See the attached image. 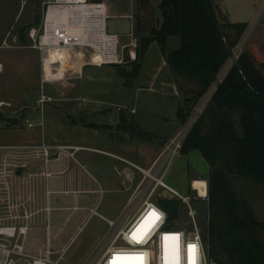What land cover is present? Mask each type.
<instances>
[{
    "label": "crops",
    "instance_id": "1",
    "mask_svg": "<svg viewBox=\"0 0 264 264\" xmlns=\"http://www.w3.org/2000/svg\"><path fill=\"white\" fill-rule=\"evenodd\" d=\"M214 1L228 22L247 23L248 28L263 2ZM157 14L160 16L161 12L157 10ZM110 15L132 14L123 12ZM248 28L241 38L246 39L245 50L252 54L258 64H264V18L247 33ZM69 62L68 52H63L62 64L57 70L58 77L62 79L49 80L46 75L50 78L52 73L47 68L46 73L44 72L39 50L29 45L11 44L7 36H1L0 32V112L19 120L14 126L0 125V130L16 132L12 135L15 138L12 142H0V145L47 143L80 148L74 157L65 153L58 156L55 153L49 162L44 157H29L28 166L20 174L22 177L19 179V187L13 181L8 199L14 206L24 203V207L20 206L15 210L17 214L22 215L26 210L34 217L28 222L30 231L27 237V249L32 254L50 249L52 255H60L89 220L97 217L106 223L98 216H91V210L95 208L108 218H117L130 192L116 173V166L121 165L116 156L148 167L163 146L160 141H141L132 136L131 132L119 129L121 114L126 112L122 107L126 92L118 65H96L87 55L80 53L72 55L68 69ZM157 74L158 71L156 76ZM169 84H174L171 75ZM43 94L51 100L42 104L40 100ZM174 97L177 98L178 95L175 94ZM107 103L118 106L117 112L108 114V107H105ZM135 111L132 108L131 112ZM96 120L102 121L95 122ZM30 123L33 124L32 127ZM79 135L85 137L83 142L77 141ZM171 136L161 137L162 142ZM78 154L80 158L77 157ZM95 154L102 157H96ZM41 169L50 175L33 180L31 175ZM198 179H192V189L193 186L199 189L195 184L202 181ZM199 194L204 196L200 189ZM41 218L44 220V227L33 228L32 222L37 223ZM64 241L67 242L64 244Z\"/></svg>",
    "mask_w": 264,
    "mask_h": 264
},
{
    "label": "trees",
    "instance_id": "2",
    "mask_svg": "<svg viewBox=\"0 0 264 264\" xmlns=\"http://www.w3.org/2000/svg\"><path fill=\"white\" fill-rule=\"evenodd\" d=\"M135 1L137 60L132 69L118 65L119 75L125 86L133 87L147 52L157 42L184 96L178 119L186 123L216 82L248 24L228 22L214 0H161L160 16L156 0ZM173 36L180 38V45L168 51ZM18 122L0 112V125ZM118 127L141 141L162 142L129 119L125 111ZM194 150L210 167L206 177L209 216L204 234L210 255L219 264H264V221L251 202L260 193L264 195V64H258L248 50L218 84L188 133L181 152L188 155ZM239 180L249 190L251 187L248 195L237 190ZM180 202L160 199L172 221L180 214Z\"/></svg>",
    "mask_w": 264,
    "mask_h": 264
},
{
    "label": "built area",
    "instance_id": "3",
    "mask_svg": "<svg viewBox=\"0 0 264 264\" xmlns=\"http://www.w3.org/2000/svg\"><path fill=\"white\" fill-rule=\"evenodd\" d=\"M42 6L43 15L40 24L31 30L30 37L31 46L41 52L45 73L47 64L50 63L53 73L50 78L46 75L47 79H62L57 77V70L62 64L61 60L52 59L51 61L50 56H47L48 52L53 49L74 51L72 55L76 53L87 55L88 59L96 65H120L126 62L121 45L123 36L108 31L107 21L111 15L106 1L43 0ZM129 16L134 18L133 15ZM128 36L132 40L126 45L127 48L131 47L128 52L129 61L135 62L138 42L134 32ZM245 43L246 39H243L233 48L216 82L202 98L180 131L164 143L150 166L146 167L116 156L121 162V165L115 168L116 173L130 195L117 218L102 215L98 208L91 210V216H98L106 221L108 231L99 242L96 251L83 264H136L130 259L134 257H143L142 264H189V245L197 246L196 264H219L210 255L192 205L193 198L190 195H180L165 182V177L173 159L180 155L184 141L197 117L212 98L218 84L223 81L230 68L237 63L245 50ZM98 52L103 53L105 59L95 61L94 55ZM49 100L51 98L43 94L40 102L43 104ZM30 126L32 127L33 124L30 123ZM79 149V147L47 143L0 145V161L3 158L6 167V171H0V183H6L5 197L0 202L6 204L8 220L11 221L8 225H0V264H20L21 260H24L25 264H61L68 247L60 253L56 260H52L53 252L50 249H46L45 252L40 250L37 254L29 252L27 249V237L30 231L28 222L34 217L25 210L22 215L20 214L24 220L23 224L16 225L14 221L19 214L15 210L20 206L24 207V203H17L18 205L14 206L8 197L14 184L13 181H16V187H19V179L22 177L20 174L28 166L29 157H44L49 162L55 153L58 156L65 153L74 157ZM49 175L50 173L41 169L32 174L31 178L37 180ZM193 190L196 191L200 200H209L208 193L205 197H201L199 189L193 186ZM101 193L103 194V190ZM167 195H174L185 202L192 223L190 229L178 227L170 220L169 213L160 203V199L167 198ZM153 212L159 219H154L150 215ZM177 249L178 262L175 261Z\"/></svg>",
    "mask_w": 264,
    "mask_h": 264
},
{
    "label": "rangeland",
    "instance_id": "4",
    "mask_svg": "<svg viewBox=\"0 0 264 264\" xmlns=\"http://www.w3.org/2000/svg\"><path fill=\"white\" fill-rule=\"evenodd\" d=\"M107 2L109 13H123L129 12L133 16L136 11V1L135 0H104ZM161 0H156V7L158 8ZM43 15V6L41 0H0V32L1 36L6 35L8 42L11 44H25L31 46L32 40L30 37V32L33 28L39 26V20ZM264 18V0L260 6L255 19L250 23L249 30L255 24L257 25ZM39 23V24H38ZM135 25V17H134ZM132 42L131 37L123 36L121 38V45L126 57V62L120 64V67L125 69H132L133 62H130L127 58L129 49L131 47H126V45ZM180 45V38L178 36H173L169 38L168 41V51L175 50ZM74 51H69V59L71 62L72 54ZM69 62V63H70ZM71 64V63H70ZM107 64L104 67H107ZM70 67V65L68 66ZM158 74L156 76V72ZM154 75V76H153ZM170 75L174 80L172 71L164 61V56L162 50L157 42H154L149 51L146 54L145 63L143 71L136 81L135 86L127 87L125 86L126 98L124 97V104L122 107L125 108L126 114L129 119L135 120L142 129L149 131L159 138L164 136H171L172 133L176 132L174 136L180 131L185 123L179 125L178 119V100L181 97V103L184 98L180 90L178 89L175 80L174 84H169ZM153 77V80L150 78ZM150 80V81H148ZM153 82V84H152ZM151 87V88H150ZM173 92V93H172ZM177 94L178 97H174ZM85 102V101H84ZM200 104V103H199ZM105 107H108V114L116 113L118 106L107 103ZM132 108H135V113H132ZM105 109V108H104ZM128 111V113H127ZM131 115V117H129ZM107 120V119H102ZM96 120L95 122L102 121ZM178 128V130H177ZM176 130V131H175ZM16 133L10 130H0V142L8 143L12 142L15 138L12 135ZM173 136V137H174ZM172 138V136H171ZM77 141L83 142L84 136H78ZM158 140H155V142ZM167 141V140H166ZM165 141V142H166ZM161 142V141H160ZM165 142H161L164 145ZM163 147V146H162ZM182 154V152L180 153ZM96 157H102L99 154H95ZM77 157L80 158L78 154ZM83 160V159H82ZM84 161V160H83ZM6 171L5 163L2 158L0 161V171ZM209 164L202 157V155L194 150L188 155H178L176 156L171 164L170 170L165 177V182L171 187L177 189L182 195H190L193 200L192 205L196 211L197 221L202 230L203 235L207 230L208 226V208L209 201L200 200L196 191L192 189L191 181L194 177L199 178L198 180L207 181L209 174ZM200 176V177H198ZM4 182V181H2ZM6 183H0V201L2 202L5 197ZM236 188L240 194L248 195L251 192L245 187L242 180L236 182ZM255 192L259 191L253 188ZM106 195V199H108ZM164 199L179 200L180 202V214L177 219L173 222L176 223L178 227H185L190 229L192 226L191 218L189 216V209L185 202L174 196L167 195ZM0 202V225H8L11 223L9 219V214L6 212V204ZM251 202L255 207L257 216L260 220L264 221V195L261 193L255 197L251 198ZM14 221L16 225L20 226L23 224V219L21 215ZM34 219V218H33ZM43 219H39L36 223L32 222L33 228L44 227ZM108 231V225L101 221L99 218L95 217L89 220L75 239L68 244V249L64 254L61 264H83L97 249L99 242L103 238L104 234ZM64 235H62L63 238ZM65 239V236H64ZM67 241H64V244ZM46 249V248H45ZM40 248L38 249V251ZM52 250H55L52 248ZM37 251V252H38ZM59 257L58 254L51 255L52 260H56ZM20 264H25L24 260L20 261Z\"/></svg>",
    "mask_w": 264,
    "mask_h": 264
},
{
    "label": "water",
    "instance_id": "5",
    "mask_svg": "<svg viewBox=\"0 0 264 264\" xmlns=\"http://www.w3.org/2000/svg\"><path fill=\"white\" fill-rule=\"evenodd\" d=\"M108 31L120 36H128L134 32L133 18L131 16H110L107 21Z\"/></svg>",
    "mask_w": 264,
    "mask_h": 264
},
{
    "label": "bare ground",
    "instance_id": "6",
    "mask_svg": "<svg viewBox=\"0 0 264 264\" xmlns=\"http://www.w3.org/2000/svg\"><path fill=\"white\" fill-rule=\"evenodd\" d=\"M63 52H68V51L67 50H57V49H53V50H51V51L48 52V55L47 56H50L49 57V60H51V61H52V59L53 60L56 59V61L61 60V62H62ZM56 53H58V54H56ZM94 58H95V61H99L101 59H105V57L103 56V53H100V52L96 53L94 55ZM46 68L51 71V69H50V63L49 62L47 64V67ZM51 73H53V72H51ZM58 74L59 73L57 72V77H58ZM195 185H196L197 188L200 189L201 194L204 195L203 197H205L207 195V193H208V191L206 189L207 188V182L206 181L197 182ZM37 264H42V263H37Z\"/></svg>",
    "mask_w": 264,
    "mask_h": 264
},
{
    "label": "snow or ice",
    "instance_id": "7",
    "mask_svg": "<svg viewBox=\"0 0 264 264\" xmlns=\"http://www.w3.org/2000/svg\"><path fill=\"white\" fill-rule=\"evenodd\" d=\"M154 219H159V217L156 215L155 212L150 214ZM139 239V238H137ZM196 258H197V246L196 245H189V264H196ZM136 262V264H142L143 257H134L130 258ZM179 255H178V249L175 256V261L178 262Z\"/></svg>",
    "mask_w": 264,
    "mask_h": 264
}]
</instances>
